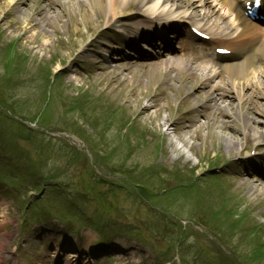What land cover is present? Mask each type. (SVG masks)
Masks as SVG:
<instances>
[{
    "label": "rangeland",
    "instance_id": "1",
    "mask_svg": "<svg viewBox=\"0 0 264 264\" xmlns=\"http://www.w3.org/2000/svg\"><path fill=\"white\" fill-rule=\"evenodd\" d=\"M181 1L182 3H184L185 1L190 2L192 0ZM197 10L198 7L196 6V11ZM71 14L58 16L57 19H50L46 17L48 15L45 12V8L43 7L40 0H0V33L3 34L2 40L0 39V45L4 46L5 43H13V46L10 49L15 50V52H3V54L2 52H0V69L1 66L6 61H8V59H11L12 62L15 61L16 52L21 54L22 61L20 63H23L24 60L26 61L29 72L37 71L38 74L44 76L47 75L50 70L53 69L54 71V69L60 67L64 60L69 55H71L75 47L79 45L80 42L86 39L88 33H90L91 31V26L99 23L100 21L97 16H94L89 20L85 18L84 20L83 12L81 10L77 11V14L76 11L75 14L72 12ZM215 21L216 19L208 20V24L212 23L213 25H215L217 24V22L215 23ZM35 23L36 26L31 27ZM26 24H28L27 27L29 28H26ZM219 24L220 23H218V25ZM83 26L85 27L83 28ZM74 34L77 40L73 39ZM42 42H46L45 47L42 46ZM2 58L3 60H5L6 58L7 59L2 63ZM138 64L141 67L135 66L134 70L136 71H131L130 68L127 67L125 73H121L118 71L110 73L111 69L105 66L107 67V69L100 73H97V75H94L92 79H85V77L83 76L74 77V75H71V72L65 71L62 78L61 87L65 88L67 92L78 91V88L83 89L85 92H90V90H92V93H95V95H97L98 97H103L104 95L101 94L105 93V95L107 96L106 99L109 103L110 98L114 101L115 109L118 110V113H123L126 118L130 116L135 118L137 116L136 120L140 123L141 128H148L150 131H153L157 134L159 131L166 129V124L168 123L166 119L171 113V107L174 101L171 100L170 97V103L167 105L165 103V100L152 98L154 90L156 91V89H159V86L162 85L159 81L163 79V76L157 75L159 71L156 70H148L149 72L146 73L147 75H144V73L142 72L146 71L148 67L144 68L143 66L144 64L145 66L150 65V63L146 64L140 62ZM177 64L178 63H175L174 65ZM16 65L17 62L15 64V67ZM172 70L173 69H169V67L165 68V72L167 74H172ZM153 73H155V75ZM18 76L19 74H17V72L10 74V76H4L3 73L0 74V81L2 80V83L0 84V101L4 104L9 103L10 101H12V99H14L21 102L20 104L23 105L28 98L32 99L36 97V94H40L41 83L37 82V80L31 82L26 80L28 83V88L26 90L23 84V79H25V77H22L21 83V79L17 78ZM145 76H147V78ZM128 77H131L132 80H130V78ZM174 92H177L176 88L174 89ZM182 93L185 94L184 91H182ZM252 101L256 105H259V102L255 99V97L252 98ZM149 105L151 106L149 108V111L144 109ZM243 105H246V102ZM191 107H193V114L186 115V118L192 124L191 129L189 131L184 128L175 129V131L172 130L168 138L170 145L166 143L164 147L167 151L174 152L172 143L182 142V145H177L179 146L178 152L179 154H182V156L184 157V161L189 160L190 157H194V154L188 153L187 147L189 148V145L183 143V137H191V135H194L198 137V140H195V142L187 140L186 142L193 143L196 146H200V149L198 151V154L200 153L199 156L203 157L202 160H204V162L210 161V152L208 151L210 150V143L207 141L209 139L206 138V133L209 132L216 119L214 118L210 120L209 127L205 130L203 128H196L194 124L197 123L196 121L198 115L196 113L197 111L195 107L190 101L186 102V104L184 105V111L182 112L181 116L184 114L185 110ZM234 107L235 103H231V108ZM76 119L78 120L76 122L81 123V121H79V116ZM198 122V124H200V122L202 121L200 120ZM87 124L83 129L88 127L89 131L91 129V126ZM174 127L175 124L171 127V129H173ZM81 137H84V135L81 134ZM218 137L219 135H214V140ZM117 139L118 137H116V131L115 129H112L109 137L103 141V144L113 142V140H115L114 142L116 144L117 142H119ZM203 139H206L204 141V143L206 142L205 144L196 142L202 141ZM116 146L117 149L121 151L125 147V142L116 144ZM26 148H28L27 145ZM11 150H14V148H8L5 153L7 154V151ZM150 150L151 146H148L146 152L149 153ZM233 151L234 149H232L231 152ZM23 153L24 151L20 150L19 152L16 151V153L14 154H17L19 156ZM95 153H97L96 148ZM162 158L163 162H165L166 165L171 168L172 161H170V159L168 158L166 159L164 156ZM189 161L192 166L197 163V160L195 159L193 161ZM141 162L142 164H146V160L142 161V159H140V163ZM157 162L161 163V159L159 157L157 159ZM208 163L206 162L205 165L208 164L207 166H209L212 162ZM109 166L110 161L108 162L106 167ZM100 169L101 168L99 167V170ZM209 177L210 176H208L206 179H208ZM251 182V179L246 181V183L244 184L240 180L227 179L224 183L226 187L230 186L235 188V190L232 191V196L235 198L234 204L238 206V210L242 212L243 216L247 217V220L249 222H253L252 216L256 213H258V215H264V206L261 205L262 201L260 204H255L258 201L252 198L251 195L249 196L250 198H248L247 196L248 188L250 187V185H252ZM187 189H189V192H195L197 190V186L195 184L193 187ZM129 206H133L132 201H130ZM121 207H125V204L121 203ZM189 215L190 213L184 214V217H189ZM14 217L15 211H13V209H10V212L7 215H5L4 211L0 212V249H3L1 250L3 251V253L7 252L10 255V264H21V262L28 259V257H37L39 256V254L43 253H39L38 251L31 252V250H29L31 246L25 240H23L22 243L18 242L17 238H19V236L17 237V231L13 230L14 224L12 220L14 219ZM258 220L261 221V218H258ZM10 237L13 240L12 247H7ZM215 242L216 240L214 239V237L210 236L209 243H212V246H209V243H207V241H203L201 242V244L207 245V248L210 250L212 247V251H214ZM230 242L231 248L235 247L237 252H239L240 254L249 251L250 246L249 244H247L248 242L241 241L239 234L231 237ZM29 252L35 255L30 254Z\"/></svg>",
    "mask_w": 264,
    "mask_h": 264
},
{
    "label": "bare ground",
    "instance_id": "2",
    "mask_svg": "<svg viewBox=\"0 0 264 264\" xmlns=\"http://www.w3.org/2000/svg\"><path fill=\"white\" fill-rule=\"evenodd\" d=\"M126 1L128 0H91V3L95 4V6H97L99 10L106 9V14L110 16L109 20L111 22H113V18H115L114 16H118V21H116V23L118 24L124 12V10L121 9V5ZM132 1L136 2L142 14H147L148 16L150 14V16L159 17L161 14L165 13L169 23L171 24L174 22H183L188 17H191L193 21H196V23H200L195 9L192 10L191 8H182L180 10H176L173 8H167V0ZM83 2L87 3V0H83ZM201 2L203 4H200V6L209 7V10L211 9L210 11L212 12V15H215L216 18H224L226 20L225 25L232 29V32L226 39V43L231 46L232 50H234L235 52H246L248 54L244 62L235 65L224 66L221 67V69L227 72V74L230 76L231 83L234 88L237 87L238 81H242L244 84H247V100H249L253 95L256 94L255 92L260 86L258 85V83L262 82L260 81V78L262 77V75L260 74L264 70V30L244 20L235 0H201ZM139 21L140 20L135 21V23ZM125 25L127 27L129 26L128 24ZM251 44L255 45L253 51L249 50V45ZM255 67H259L260 70L256 71ZM199 69L200 68L190 67L192 74H194L196 70ZM256 77L257 81L254 83L253 79ZM203 78L206 87H208L210 90H217L215 88H211L207 83L208 81H214V75H212V77L203 76ZM260 93L264 95V89ZM214 99L216 103L223 102V96L218 95L215 96ZM238 100L239 98L237 99L236 104L240 105ZM219 111H221V109L217 108L216 112ZM256 111V116H258V119L253 120L247 119L248 113L246 110L241 112L239 108L236 109V113H238L236 119H242L243 128L245 129V131L243 132L244 136L242 137L244 139H246V137L252 139V144L259 143L260 138L264 135V106H257ZM223 114H225L224 111ZM225 118H227V116ZM230 121L233 122V119H231ZM217 127L220 129L228 128L232 133L236 132V127L233 124H229L228 122H218ZM248 193L262 194L264 193V191L262 187L258 185L250 186Z\"/></svg>",
    "mask_w": 264,
    "mask_h": 264
}]
</instances>
